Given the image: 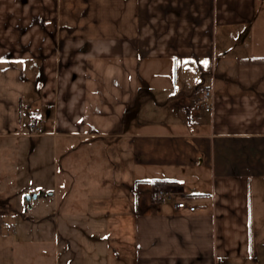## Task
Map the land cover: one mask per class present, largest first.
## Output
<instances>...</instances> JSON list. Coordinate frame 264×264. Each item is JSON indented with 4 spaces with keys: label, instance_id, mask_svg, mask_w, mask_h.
I'll list each match as a JSON object with an SVG mask.
<instances>
[{
    "label": "crops",
    "instance_id": "obj_1",
    "mask_svg": "<svg viewBox=\"0 0 264 264\" xmlns=\"http://www.w3.org/2000/svg\"><path fill=\"white\" fill-rule=\"evenodd\" d=\"M218 58L219 77L197 87L201 62ZM185 61L195 63L173 71ZM187 72L201 79L179 88ZM32 81L39 101L26 110ZM143 90L187 93L176 95L178 128L133 130ZM202 90L214 95L210 110ZM32 123L54 131L68 190L41 186L52 195L32 208L23 198L25 212L45 203L56 214L24 218L30 231L16 237L32 244L15 241L0 264H264V0H0V136L25 137ZM123 139L143 177L94 201L73 196L91 186L74 179L73 155ZM154 180L175 182L166 188L197 210L157 203ZM112 218L128 221L113 255L97 228ZM61 219L46 240L39 227Z\"/></svg>",
    "mask_w": 264,
    "mask_h": 264
},
{
    "label": "rangeland",
    "instance_id": "obj_2",
    "mask_svg": "<svg viewBox=\"0 0 264 264\" xmlns=\"http://www.w3.org/2000/svg\"><path fill=\"white\" fill-rule=\"evenodd\" d=\"M224 63H226V61L220 60L219 58L213 63H207V66L201 63L200 68H203L207 75L205 80L202 81V84L197 87L205 88V86L209 85V80L212 76H214V79L219 77L222 72L221 66H223ZM144 69L145 65L143 63L140 70L142 76ZM187 74L183 73L182 80L178 77L180 82L179 88L185 82L190 83L192 86H196L201 79V74L199 72L193 74L192 72H187ZM29 84L30 82L27 85L28 93L25 94V99L23 100V105L26 110L27 106L29 107L33 102L39 101L40 93L37 89H40L41 86L39 81H32V86ZM154 88L159 89L157 87ZM30 89H32V91H30ZM194 89H196V87ZM194 89L190 90L188 94L193 95V92L195 94ZM145 92L146 91L143 90L141 95V107L134 116L135 121L134 124H132V126H134L133 130L145 132L160 131L165 128H178V126H180L178 117L179 99L177 100L176 95H186L187 93L178 94L175 92L165 93L158 91L152 92L151 98L150 96L149 98H143ZM28 120V116H26L24 123H27ZM22 127L24 128L19 131L23 134L28 128L26 124H23ZM40 128L41 133L40 135L38 134L39 136L32 135L30 128V132L28 131L29 134H26L25 137L14 135L0 136V251L11 247L15 244V241L17 245L22 244L30 246L32 244L29 241L24 242L22 238H20L19 241V237H16V235H20L19 231H21V229L23 231H30V227L23 221L24 218H31L37 214H56L55 206L50 204L48 205L49 207L46 208L45 203H40L34 206L35 208L25 212L22 208V201L25 195L29 193H38L39 191L37 189H40L41 186H45L47 187L45 189H48V187L52 188L56 185V191L58 192L57 196L60 197L68 190L67 188L61 187V182L67 181L62 180V171L63 168H65V162L61 152H58L60 149L57 148V139L50 136L54 131L48 125L44 127L41 126ZM61 142L60 140L59 145ZM112 143L113 147L110 150H107L105 146L103 148H98L97 145L91 147L82 146L80 148L81 153L73 155L70 159L71 167L77 169L75 170L76 175L74 179H77L79 183L85 182L91 185L88 186V188H78L81 184H77L75 187L76 189L74 188V190H72L71 194H73V196L75 195L76 198L79 199L80 197L85 198L89 195L92 196L90 199L94 201L100 195L103 197L107 196L109 189H106V187L119 185V191L121 192L123 190L121 188L124 187L123 184L130 185L137 177H143V166H132L130 156L131 149L128 147L127 139L118 141V144H116V142ZM113 156L117 158L116 164L114 163ZM110 158L113 161L112 164H110ZM80 170L83 172H80ZM71 181L72 178L70 179V183ZM65 186L68 187L67 185ZM79 207L82 211L83 205ZM58 212L61 214L63 213L62 205H60ZM18 213H20V215H18ZM76 222L82 223L79 222V220H76ZM46 223L47 225L39 227V230L49 231L44 237L47 240V238H50L51 234H54L52 238H55L54 231L59 229V225L63 226L64 222L61 219L58 225L54 221ZM66 223H69V221ZM100 223L101 226L97 228L108 233L104 241L112 248L109 252L113 255V250L121 245L120 239H123L120 235L118 236V234L115 233V230L119 231L123 228V236L125 237V229L128 221L123 219L115 221L112 218ZM110 230L112 233L108 232ZM119 232L121 233V231ZM39 244H41V242H39ZM45 244L54 246L55 242L49 241L48 243L45 242ZM96 244L98 245L99 243Z\"/></svg>",
    "mask_w": 264,
    "mask_h": 264
},
{
    "label": "built area",
    "instance_id": "obj_3",
    "mask_svg": "<svg viewBox=\"0 0 264 264\" xmlns=\"http://www.w3.org/2000/svg\"><path fill=\"white\" fill-rule=\"evenodd\" d=\"M202 107L206 110H210L213 108L214 105V95L209 90H202ZM31 129L33 135H38L41 132L38 124L32 123ZM181 194L171 188H162L157 191L156 200L159 204L171 203L175 209H188L192 212L197 210L196 206L189 205L183 197L180 196Z\"/></svg>",
    "mask_w": 264,
    "mask_h": 264
},
{
    "label": "water",
    "instance_id": "obj_4",
    "mask_svg": "<svg viewBox=\"0 0 264 264\" xmlns=\"http://www.w3.org/2000/svg\"><path fill=\"white\" fill-rule=\"evenodd\" d=\"M52 193H45L42 190H39L38 193H30L24 196L25 203L27 204L28 208H32V202L38 200L39 198H44L46 196H51Z\"/></svg>",
    "mask_w": 264,
    "mask_h": 264
},
{
    "label": "trees",
    "instance_id": "obj_5",
    "mask_svg": "<svg viewBox=\"0 0 264 264\" xmlns=\"http://www.w3.org/2000/svg\"><path fill=\"white\" fill-rule=\"evenodd\" d=\"M175 182L173 181H168V180H154L151 182L153 190L155 191V193L162 189V188H166L168 186H171L172 184H174Z\"/></svg>",
    "mask_w": 264,
    "mask_h": 264
},
{
    "label": "snow or ice",
    "instance_id": "obj_6",
    "mask_svg": "<svg viewBox=\"0 0 264 264\" xmlns=\"http://www.w3.org/2000/svg\"><path fill=\"white\" fill-rule=\"evenodd\" d=\"M188 63H195V62L194 61L177 62V65H176V67H174L173 71L175 72L177 70V68H179L181 66V64H188ZM201 63H203L205 66H207V61H203ZM188 70L194 71L195 69L189 68ZM173 94H175V93H173Z\"/></svg>",
    "mask_w": 264,
    "mask_h": 264
}]
</instances>
